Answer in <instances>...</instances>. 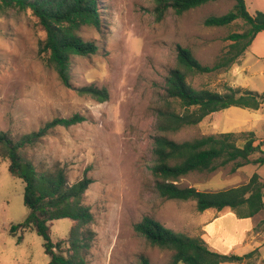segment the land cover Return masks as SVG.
I'll use <instances>...</instances> for the list:
<instances>
[{"label": "rangeland", "instance_id": "374dc122", "mask_svg": "<svg viewBox=\"0 0 264 264\" xmlns=\"http://www.w3.org/2000/svg\"><path fill=\"white\" fill-rule=\"evenodd\" d=\"M244 1L251 14L264 10V0ZM100 2L101 30L84 26L79 32L99 50L90 56L72 57L71 87H65L40 59L39 42L45 33L31 10L0 13V132L17 139L54 117L78 113L85 118L71 127L50 130L40 142L23 150L38 169H53L60 164L69 183L84 172L93 179L83 196L93 220L81 229L94 233L85 264H137L141 255L150 264H168L170 251L150 246L134 231L133 225L145 215L173 231L199 236L223 254L231 250L235 255L248 252L258 242L264 251V235L253 241L249 218H238L230 208L208 210L203 213L208 217L204 224L194 200L159 197L148 168L156 134L153 108L163 78L174 64L175 46L191 49L201 63L211 65L230 43L225 37L245 26L237 20L228 26L207 27L203 20L211 14L226 13L234 1L208 2L181 15L169 11L161 21H156L152 13L153 0ZM262 44L264 32L257 34L253 50H247L238 63L225 71L190 77L189 83L194 88L220 92L229 85L262 93ZM85 85L105 87L108 99L99 102L79 94L76 87ZM241 131H253L262 139L264 150V105L257 110L232 106L213 112L198 124L168 136L182 141ZM8 164L0 156V264H47L49 257L40 236L23 229L10 233V227L23 222L29 209L24 204V183L8 172ZM255 173L264 177V165L247 164L235 172H230V166L191 172L178 183L217 191L247 182ZM74 225L69 218L53 220L51 240L63 241L66 247ZM259 229L264 230V226ZM255 258L250 264H255Z\"/></svg>", "mask_w": 264, "mask_h": 264}, {"label": "trees", "instance_id": "16d2710c", "mask_svg": "<svg viewBox=\"0 0 264 264\" xmlns=\"http://www.w3.org/2000/svg\"><path fill=\"white\" fill-rule=\"evenodd\" d=\"M216 0H153L152 13L156 21L172 11L176 15ZM233 6L224 14L208 15L203 24L223 27L241 20L245 28L231 32L225 39L230 43L211 65L201 63L191 49L176 45L174 64L167 70L162 91L157 94L153 108L156 121L151 147L152 164L148 167L153 190L161 198L194 200L199 212L221 211L230 208L238 218H250L255 229L264 226V178L253 174L247 182L223 190H198L181 186L178 181L191 172H212L230 166L235 172L247 164L264 165L263 141L253 131L220 132L202 135L189 140H173L168 134L198 124L207 115L229 107L257 110L264 105V91L258 93L247 88L225 86L223 92L206 87L194 88L190 77L229 69L239 62L251 46L256 35L264 31V10L249 13L244 0H232ZM100 0H0V13L8 9L31 10L45 33L39 42L38 55L44 64L56 73L65 87H71V59L90 56L99 47L79 34L82 27L102 28ZM81 95L104 102L108 99L105 87L94 85L76 87ZM75 113L69 117H54L37 130L13 139L0 132V156L9 161L8 172L24 183V204L29 213L23 222L10 227L34 231L43 240L47 264H85L91 247L93 231L81 229L93 220V214L84 203V193L93 179L84 172L73 183L67 180L64 167L55 164L53 169H38L23 150L34 146L56 127L68 128L84 121ZM60 218L75 222L68 234L66 247L63 241L53 242L50 223ZM134 231L147 244L171 252L168 264H221L237 262L250 264L256 250L243 255L223 254L211 250L199 236H190L164 227L155 218L145 215L134 225ZM64 247V249H63ZM137 264H150L140 256Z\"/></svg>", "mask_w": 264, "mask_h": 264}, {"label": "crops", "instance_id": "0c3cea01", "mask_svg": "<svg viewBox=\"0 0 264 264\" xmlns=\"http://www.w3.org/2000/svg\"><path fill=\"white\" fill-rule=\"evenodd\" d=\"M261 32H264V31H261ZM260 33V32H259ZM257 36V35H256ZM256 38V37H255ZM255 40V39H254ZM253 40V41H254ZM253 42H252V44H251V46L249 47V49H251L252 48V50H253ZM262 46H263V48H264V44H262ZM248 49V50H249ZM262 49V48H261ZM247 52V51H246ZM264 178V177H263ZM206 212L208 211V210H205ZM205 211H203L202 212V218H201V221L203 220V222H204V224L205 223H207V221H208V217H206V216H204L203 215V213H206ZM250 219V218H249ZM251 220V219H250ZM251 223H252V225H253V227H252V232L254 231V235H251V238L253 239V241L254 240H258V238H260V236L263 234L264 235V230H258V229H255L254 228V224H253V222H252V220H251ZM262 231V232H261ZM264 240V238L261 240V241H263ZM209 247V246H208ZM210 248V247H209ZM211 249V248H210ZM211 250H213V249H211ZM253 250H256L257 252H256V258L254 259V261H255V264H264V251H263V248H262V244L260 243V242H258L257 244H255L254 246H252V248H251V250H249L248 252H250V251H253ZM213 251H215V250H213ZM230 251V250H229ZM217 252V251H216ZM248 252H244V253H242V254H239V255H243V254H246V253H248ZM220 253V252H219ZM225 253H228V252H225ZM228 254H234L233 253V250H231ZM240 264H243V263H240Z\"/></svg>", "mask_w": 264, "mask_h": 264}]
</instances>
